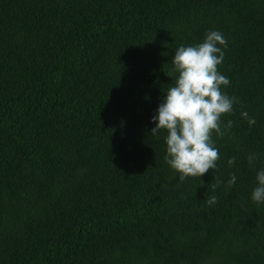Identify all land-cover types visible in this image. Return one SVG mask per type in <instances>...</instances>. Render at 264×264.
Segmentation results:
<instances>
[{"label":"trees","instance_id":"trees-1","mask_svg":"<svg viewBox=\"0 0 264 264\" xmlns=\"http://www.w3.org/2000/svg\"><path fill=\"white\" fill-rule=\"evenodd\" d=\"M213 30L240 103L217 168L178 182L150 120ZM261 168L264 0H0V264H264Z\"/></svg>","mask_w":264,"mask_h":264},{"label":"clouds","instance_id":"clouds-1","mask_svg":"<svg viewBox=\"0 0 264 264\" xmlns=\"http://www.w3.org/2000/svg\"><path fill=\"white\" fill-rule=\"evenodd\" d=\"M227 40L219 31H210L203 42L196 45H181L172 56V68L168 75L171 82L158 105L150 123L155 127L150 130L152 137L162 131L166 133L165 163L178 177V182L186 178H201L209 170L217 168L220 159L219 149L215 147L213 135L224 137L230 135L233 121L223 123L222 117L232 114L234 105L240 103L235 96H229L222 88L230 85V79L218 71L224 60V49ZM243 109V105L241 104ZM241 118L247 120L249 126L256 120L246 110L240 111ZM257 156L251 153L247 157L252 165ZM236 157L228 159L227 164H235ZM236 175L230 174L227 181L229 187L236 183ZM201 180V179H200ZM256 187L252 190L251 201L264 202V168L257 171ZM220 180L214 177L209 187L213 191L219 187ZM216 196L205 200L209 206L215 205Z\"/></svg>","mask_w":264,"mask_h":264}]
</instances>
